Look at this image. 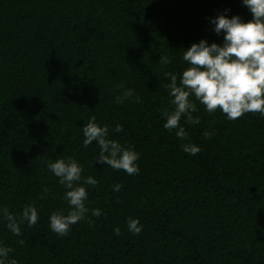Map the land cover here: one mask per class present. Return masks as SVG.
<instances>
[{
    "label": "trees",
    "instance_id": "16d2710c",
    "mask_svg": "<svg viewBox=\"0 0 264 264\" xmlns=\"http://www.w3.org/2000/svg\"><path fill=\"white\" fill-rule=\"evenodd\" d=\"M219 15L252 19L243 0H0V209L38 212L20 236L0 215V247L13 250L5 264H264V117L229 121L190 97L200 123L182 117L188 139L163 127L174 107L164 73L179 83L192 44L223 45ZM92 116L139 154L138 174L98 163L97 142L83 146ZM186 143L200 152L185 153ZM69 158L98 183L81 182L90 211L59 236L50 216L70 209L48 163Z\"/></svg>",
    "mask_w": 264,
    "mask_h": 264
},
{
    "label": "clouds",
    "instance_id": "9594fccd",
    "mask_svg": "<svg viewBox=\"0 0 264 264\" xmlns=\"http://www.w3.org/2000/svg\"><path fill=\"white\" fill-rule=\"evenodd\" d=\"M243 4L251 12L250 21L242 22L239 16L229 19L225 15H219L211 21L217 34L224 33L222 46L216 43L209 46L205 40L192 44L183 53V60L188 67L183 70L179 83L176 75L164 73L166 78H170V82L160 87L168 90L174 107L172 111L162 112L166 119L163 127L169 132L176 130V136L182 141L188 139L185 128L180 126L182 117L186 118L188 124L200 123L198 116H192L197 107L190 97L203 105L209 115L220 111L229 121H236L246 114L264 117V0H243ZM159 63L166 66L171 60L165 55L160 58ZM119 87L122 88L123 85ZM133 95V90H126L122 96L116 97V103L122 104ZM136 102H140L138 96ZM82 131L84 147L97 142L100 148L98 163L114 170H123L128 175L138 174L136 161L139 154L107 139V125H98L95 116H92ZM115 131L122 132V126L117 125ZM203 135L208 139L213 133L206 130ZM181 147L185 153L193 156L200 152V148L192 143L182 144ZM48 168L66 189L63 199L68 202L70 209L67 215L62 211L53 212L50 216V228L59 236H66L70 226L84 220L90 211L85 206L88 192L81 186V182L95 187L98 181L92 177L82 180V169L72 158L49 162ZM120 190L119 184L114 186V191ZM43 191L47 194L49 190L44 188ZM0 215L7 221V228L15 236L21 235L20 223L27 221L28 226L33 227L38 222V212L34 205H25L19 217L10 213L6 207L0 209ZM91 215L99 218L102 212L92 209ZM89 223L93 221L89 220ZM126 223L131 233H141L142 225L138 219L129 218ZM114 233L119 236L120 229H114ZM19 243L23 246L25 242L20 240ZM12 251L9 247H0V264H5ZM8 264H17V261L13 259Z\"/></svg>",
    "mask_w": 264,
    "mask_h": 264
}]
</instances>
